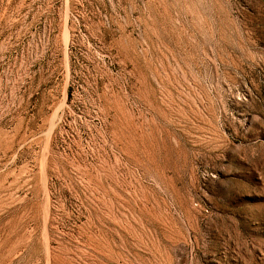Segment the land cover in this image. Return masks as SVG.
I'll return each instance as SVG.
<instances>
[{
    "label": "rangeland",
    "instance_id": "obj_1",
    "mask_svg": "<svg viewBox=\"0 0 264 264\" xmlns=\"http://www.w3.org/2000/svg\"><path fill=\"white\" fill-rule=\"evenodd\" d=\"M0 264H264V0H0Z\"/></svg>",
    "mask_w": 264,
    "mask_h": 264
}]
</instances>
